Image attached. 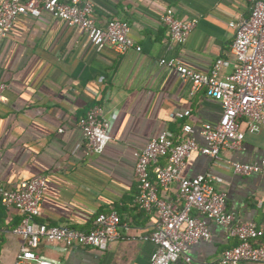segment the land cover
Wrapping results in <instances>:
<instances>
[{
    "label": "crops",
    "instance_id": "0c3cea01",
    "mask_svg": "<svg viewBox=\"0 0 264 264\" xmlns=\"http://www.w3.org/2000/svg\"><path fill=\"white\" fill-rule=\"evenodd\" d=\"M91 1L98 26L113 18L127 22L141 49L118 53L106 46L97 51L81 28L48 12L19 15L0 40V83L6 84L0 99V187L14 189L23 180L49 175L36 219L52 225L87 230L98 212L119 214L120 236L107 248L42 243L39 251L46 257L60 264H149L156 245L145 237L157 217L134 203L138 187L133 153L165 128L177 132L184 120L174 119L175 112L190 110L185 120L196 128L215 123L221 112L219 101L204 89L191 94L177 71L159 60L173 58L197 72L209 71L217 57L234 62L235 29L229 23L246 18L251 2ZM167 8L178 19H197L183 44L171 39L162 22ZM230 71L224 67L220 74ZM95 104L106 116H117L104 151L86 155L80 124ZM239 128L244 132L242 149L222 150L216 157L195 151L182 174L221 178L215 185L226 192L227 209L240 221L261 223L264 176L235 174L231 162L250 163L264 156V127L241 120ZM19 222L17 211L0 203V264H13L20 250L22 241L12 232ZM208 226L211 241L191 245L189 262L179 258L172 264H223L222 253L237 239L212 220Z\"/></svg>",
    "mask_w": 264,
    "mask_h": 264
},
{
    "label": "built area",
    "instance_id": "2783aa9c",
    "mask_svg": "<svg viewBox=\"0 0 264 264\" xmlns=\"http://www.w3.org/2000/svg\"><path fill=\"white\" fill-rule=\"evenodd\" d=\"M245 1L251 2L249 15L229 23L235 29L231 44L234 62L217 57L209 71L197 72L173 58L159 60L160 65L177 71L181 81L188 83L191 94L204 89L209 97L219 101L221 112L215 123L204 122L197 128L185 120L190 117V110L175 112L174 119L184 120L177 132L165 128L133 153L138 187L134 203L153 210L157 217L151 234L145 237L156 245L149 264H172L179 258L189 262V247L200 240L212 239L209 220L227 227L237 239L235 245L222 253L223 264L264 263V219L261 223L238 220L227 209L226 192L216 188L221 178L210 173L193 177L182 174L187 159L195 151L216 157L222 150L242 149L241 120L264 127V0ZM93 11L91 0H0V40L9 34L19 15L39 17L48 12L69 26L81 28L97 51L106 46L118 53L141 49L129 35L127 22L113 18L101 27L96 24ZM162 22L171 39L183 44L197 19H178L167 8ZM224 67H231V71L221 75ZM5 89L6 84L0 83V99ZM116 116L115 113L106 116L99 104L89 108L80 124L86 155L104 151L112 138L111 120ZM231 168L241 176L253 173L264 176V156L250 163L233 161ZM49 183V175H40L21 181L14 189L0 187V203L20 215V222L12 232L22 243L13 264H60L40 253L42 243L60 244L65 249L74 246L105 249L119 238L120 216L114 210L98 212L87 230L38 221Z\"/></svg>",
    "mask_w": 264,
    "mask_h": 264
},
{
    "label": "rangeland",
    "instance_id": "374dc122",
    "mask_svg": "<svg viewBox=\"0 0 264 264\" xmlns=\"http://www.w3.org/2000/svg\"><path fill=\"white\" fill-rule=\"evenodd\" d=\"M4 246H5V244H4ZM3 248H4V247H2L1 249L3 250ZM2 250H1V251H2Z\"/></svg>",
    "mask_w": 264,
    "mask_h": 264
},
{
    "label": "trees",
    "instance_id": "16d2710c",
    "mask_svg": "<svg viewBox=\"0 0 264 264\" xmlns=\"http://www.w3.org/2000/svg\"><path fill=\"white\" fill-rule=\"evenodd\" d=\"M1 242V241H0ZM0 247H1V243H0Z\"/></svg>",
    "mask_w": 264,
    "mask_h": 264
}]
</instances>
